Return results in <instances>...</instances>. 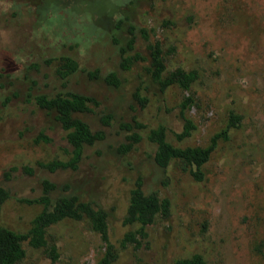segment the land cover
<instances>
[{
    "label": "rangeland",
    "instance_id": "1",
    "mask_svg": "<svg viewBox=\"0 0 264 264\" xmlns=\"http://www.w3.org/2000/svg\"><path fill=\"white\" fill-rule=\"evenodd\" d=\"M120 20L125 23L117 30ZM164 21L175 26L164 28ZM130 23L138 32L147 30L150 43L159 41L165 52L172 51L170 69L200 70L190 92L170 89L171 112L160 110L144 63L130 71L119 68L114 38L124 45ZM138 36L136 51L145 55L149 43ZM64 57L79 66L67 80L57 75ZM111 73L118 75L120 87L105 81ZM142 82L150 90L143 92L150 99L146 110L132 101ZM65 92L98 101L82 118L107 137L86 150L78 171L49 173L38 164L67 160L70 148L54 116L38 109L34 97ZM188 95L195 98L188 115L198 129L179 143L176 108ZM230 105L244 114V125L220 144L203 184L178 163L165 173L159 170L153 160L156 148L146 139L128 155L116 152L125 138L120 123L134 117L149 129L164 124L175 146L207 147L225 129ZM108 114L113 120L105 126L101 117ZM40 133L52 139L50 145L35 142ZM24 167L34 174L27 175ZM138 177L146 192L171 199L173 215L149 228L150 251H121L117 264H174L198 252L209 264H264V0H0V185L11 193L4 225L27 233L41 207L19 200L39 197L42 180L50 179L105 209L111 240L119 247L130 230L123 220ZM51 240L59 248L56 263L24 243L27 256L19 264H98L103 255L100 236L88 222L65 221L54 228Z\"/></svg>",
    "mask_w": 264,
    "mask_h": 264
},
{
    "label": "trees",
    "instance_id": "2",
    "mask_svg": "<svg viewBox=\"0 0 264 264\" xmlns=\"http://www.w3.org/2000/svg\"><path fill=\"white\" fill-rule=\"evenodd\" d=\"M132 3V1L130 2ZM125 20H120L117 30ZM172 21H164V28H173ZM128 39L121 45L118 38H114L120 55L119 68L122 71H130L134 66L144 63L145 77L147 83L153 88L152 93L157 97L160 110L166 113L171 112L167 101V94L170 89L177 87L185 92H190L201 78L198 68H184L176 66L169 68L167 55L172 51H164L162 44L158 41L150 43L151 37L147 30L139 32L131 23L128 25ZM138 34L147 43L146 54L136 51ZM174 51V50H173ZM61 65L57 69V75L62 80L78 71V63L69 57L61 59ZM97 76L96 73H92ZM105 81L113 87H120L121 80L116 73L109 74ZM144 82L132 93L134 106L146 110L150 105V99L143 94L150 91L144 87ZM36 107L48 115L54 116L55 121L65 132V140L70 150H66L69 159H53L48 162L39 163L38 167L49 173L58 171H78L88 148L106 140V133L103 130L94 131L91 125L82 116L92 112L91 105L98 106V101L80 93L65 92L54 96L38 95L34 97ZM195 105V98L192 95L186 96L177 106V115L181 121V129L175 133L179 143L191 138L198 127L188 115ZM113 116L103 115L101 122L110 126ZM244 114L241 110L230 105L226 114V126L221 132L216 133L210 139L207 147H181L175 146L168 138V129L164 124L149 129L146 124L134 117L130 122L120 123V130L125 134L124 142L117 148L118 155H128L137 145L145 139L155 146L154 163L162 172H167L174 163H178L189 174L193 181L203 184L207 179L206 167L211 162L213 155L223 142L231 140V134L240 130L244 125ZM147 136L145 138V133ZM38 144L50 145L52 139L45 133L36 136ZM24 172L32 176L34 170L31 167H24ZM168 184V179L163 182ZM69 185L58 186L50 179H43L41 182V195L34 199L23 198L20 202L28 205L41 207L40 213L31 222L29 231L25 234L10 229L3 222L4 206L11 199V193L4 186L0 185V264H19L27 256L24 243H27L34 250H42L45 256L56 263L60 258L59 248L51 240L54 228L65 221L88 222L93 232L100 236L103 246V255L98 264H117L121 251L131 250L136 255L150 251L152 241L149 228L153 227L159 220L169 221L173 215V203L170 198H162L157 192H146L142 177H138L130 192L129 205L123 220L125 227H129L120 244L117 247L111 240L109 213L93 202L83 201L79 196L68 194ZM207 226H204V231ZM174 264H209L207 257L202 252L194 253L191 256H180Z\"/></svg>",
    "mask_w": 264,
    "mask_h": 264
}]
</instances>
